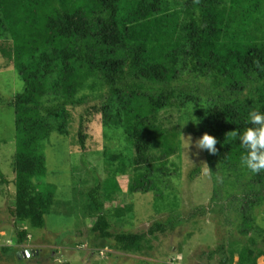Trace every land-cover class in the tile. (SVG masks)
<instances>
[{
  "label": "trees",
  "instance_id": "1",
  "mask_svg": "<svg viewBox=\"0 0 264 264\" xmlns=\"http://www.w3.org/2000/svg\"><path fill=\"white\" fill-rule=\"evenodd\" d=\"M0 60L1 69L14 66L24 83L12 99L0 95V105L15 112L17 138L16 203L8 208L17 245L0 248L1 261L16 262L30 241L29 228L42 230L48 216L56 215L58 187L48 181L47 168L54 132L73 133V146L82 152H88L98 125L101 136L121 140L118 152H106L118 166L103 180L95 174L88 193L86 238L94 247L103 239L115 250L146 255L155 248L153 237L180 223L116 232L102 195L109 199L120 191V174L129 175L132 193L160 190L158 181L166 183L159 171L170 176L180 169V119L190 109L195 135L217 139V153H205L226 169L239 190L234 195L256 197L247 202L250 210L264 201V171L244 168L245 150L238 138L229 139L231 131L251 126L250 111H264V0H0ZM89 96L95 101L86 105ZM242 220L263 233L247 214ZM234 241L211 249L209 261L234 264L237 255V264H257L264 256V241ZM44 251L33 259L43 262Z\"/></svg>",
  "mask_w": 264,
  "mask_h": 264
},
{
  "label": "rangeland",
  "instance_id": "2",
  "mask_svg": "<svg viewBox=\"0 0 264 264\" xmlns=\"http://www.w3.org/2000/svg\"><path fill=\"white\" fill-rule=\"evenodd\" d=\"M3 63L0 60L1 66ZM1 66L0 95L5 100H10L23 88L24 83L14 66L3 69ZM93 101L94 97L89 96L85 103L91 105ZM191 117L194 119L193 110L190 109V114L180 119L179 140L182 144V155L175 159L178 165L181 163L179 171L173 172L170 176L162 170L159 171L160 177L166 183L158 181L163 191L160 189L132 193L129 191V175L120 174L117 176L120 191L109 199L102 195L105 210L109 213L113 230L116 232H136L148 229L159 221L181 219L178 220L180 223L175 230L153 237L155 246L153 250L147 251L146 255L128 254L109 247L103 239L98 242L99 246L94 247L92 240L86 238L88 226L86 212L90 206L88 193L94 186V175L98 174L103 180L109 175L112 166L114 169L118 166V162L115 165L108 162L106 152L116 153L122 146L120 139L101 136L102 130L98 125L94 129L96 136L90 141L88 152L75 150L73 133L52 134L47 142V168L48 181L58 187V204L54 209L56 215L53 213L52 216H48V225L42 230L36 227L29 228L32 232L30 241L22 245L21 251L31 249L34 251L33 256H20L18 253L16 262L1 261L0 258V264H212L207 253L229 239L240 244L252 236L259 242L264 241L262 237L264 201L258 202L259 205L250 210L247 202L256 201V197L239 200L234 195L238 194L239 190L232 184L226 169L223 170L221 166L213 164L205 150L195 146L200 137L192 130L195 124L192 123ZM74 123L73 121L70 123L71 129L75 125L76 130ZM0 142V248H2L17 245L15 219L8 211V208L16 203L14 183L16 175L13 164L17 138L15 112L8 105H0ZM197 167L200 168L199 172L195 171ZM242 171L243 169L239 172ZM263 190L260 195L264 193ZM162 194L165 195L164 198H161ZM161 201L163 205L160 204ZM172 201L179 204L175 210L170 209L169 203ZM242 202L248 209L239 212ZM119 210L123 211L124 217L117 214ZM246 214L254 225H258L262 234L250 230L245 225L242 216ZM24 227H27L26 224L20 226L21 229ZM243 230L248 231V235H244ZM40 250H45L46 257L43 258V262L38 263L33 257ZM49 254L52 256H47ZM238 260L236 255L234 264H237ZM257 264H264V256L258 259Z\"/></svg>",
  "mask_w": 264,
  "mask_h": 264
},
{
  "label": "clouds",
  "instance_id": "3",
  "mask_svg": "<svg viewBox=\"0 0 264 264\" xmlns=\"http://www.w3.org/2000/svg\"><path fill=\"white\" fill-rule=\"evenodd\" d=\"M247 127L243 132L231 131L230 140L239 139L241 147L245 150L241 156V165L253 174L264 171V111L252 110L248 114ZM217 139L208 133L196 141V147L211 154L217 153ZM189 147V145H188Z\"/></svg>",
  "mask_w": 264,
  "mask_h": 264
},
{
  "label": "water",
  "instance_id": "4",
  "mask_svg": "<svg viewBox=\"0 0 264 264\" xmlns=\"http://www.w3.org/2000/svg\"><path fill=\"white\" fill-rule=\"evenodd\" d=\"M33 253H34V251L33 250H31V249H26L25 251H21V253H19V255L21 256H27V255H29V256H33Z\"/></svg>",
  "mask_w": 264,
  "mask_h": 264
}]
</instances>
